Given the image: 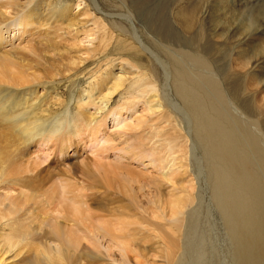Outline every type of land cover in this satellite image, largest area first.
Wrapping results in <instances>:
<instances>
[{
	"label": "rangeland",
	"instance_id": "374dc122",
	"mask_svg": "<svg viewBox=\"0 0 264 264\" xmlns=\"http://www.w3.org/2000/svg\"><path fill=\"white\" fill-rule=\"evenodd\" d=\"M56 1L59 2L57 6L60 7L67 5L70 6L73 9L72 13L77 12L78 9L76 8L77 4L82 3L81 5H84V7L86 5L88 7V12L86 14L88 16H86L87 18H85V15L82 14V16L79 18L81 20L85 18L86 20H83L81 22L77 21L78 24L76 23L72 29L65 27L66 25L64 23H60V24L55 23L53 25V22L52 23L50 22L49 24H44L45 28L41 27L35 30L34 31L35 34H33L34 37L33 36L30 37L29 38L30 40H28V38L22 39L23 44L21 46L27 47V48L24 47L23 50V51L26 50L27 52V53L25 52L26 54L30 55L31 53L30 51H32L30 50L31 47L30 43L34 39L36 41H40V43L41 41L49 42L46 45V50L48 51L47 53H49V57H53L51 58V60L45 59L43 62L44 64L43 63L42 64H43V68H45L43 76L46 77V79H48L46 82L50 81L49 77H51V75L52 76L55 75L56 81L53 82L55 83V85L53 87L50 85L39 86L38 89L39 91L36 92L34 99L39 100L40 98L43 97L39 101H41L42 104L45 105L46 109L48 110V115L50 117L51 116L53 117V115L54 116L57 115V117L61 116L66 111H68L71 115H73L75 113L74 102H76L82 95L85 94V90L89 89L88 87L92 88V86H94V84H96L101 77L109 75V72L117 74V73H122L124 70L125 73H127L130 76V78H128L129 76L126 74V76H128L127 77L128 82H132L130 83L131 84L130 93H129L130 96H128L126 99L128 100L129 98L130 102L134 103L133 108L137 107L135 108L137 112L134 113L135 116L133 115V120L139 118L142 119L143 122L142 121L139 122V124L142 122V124L139 126V129H137L138 123H133V124L131 123V125H133L135 128L137 127L136 128L137 130L134 129L133 132V129L129 127L128 129L130 131H128V129H125L126 132L125 130L121 131V133H125V135L121 134V137L124 136L123 139L120 140L119 138L121 137L116 136V138L115 139L113 138V140L114 143L118 142V145H116L117 143L115 144L111 143L113 142L111 140V142L108 144V147L111 148L110 149L111 151H116V149L117 150L123 148L125 149L126 146L125 141L127 142L129 140L128 141L129 143L131 140H133L131 141V144L134 143L133 146L134 148H136L135 151L138 152L137 149H139V152L140 151H141L140 153L143 152L144 156L148 155L147 153H145L148 152L149 153L148 156L150 155L154 156L153 159L155 160L156 164H158L159 166L157 165L156 169L149 168L148 170H145L143 168L141 169L140 167H138L136 163H133L131 161L127 162L126 160L128 164L126 162L125 163L120 162L123 164V165L119 164V166L122 167L123 171L125 170V167H129V168H131L132 166L134 167V168L132 167L133 169H129V168L126 169L127 170L126 173H128L129 176H133L132 186L134 187V192L136 195L135 200H137L140 203V206H136L133 202L135 200H132L129 197L118 192H115L114 196L108 194L107 197L110 196L109 197L110 199L108 198V200L105 199L106 198L105 194L104 195L100 193L95 194L94 192L93 193L87 192V194H85L84 191L89 190L91 188V182L87 179V177H84L82 175V167L78 165L80 161L76 160V158L66 159L65 162L63 160H62L63 162H60L51 157L49 159L51 160V162L50 161L44 162L45 165H43L44 164L43 162H40L41 164L39 165L42 167L41 168L40 166L37 167L38 164L36 165V167L30 166L31 165L30 159H28L30 163V164L28 163L29 166L27 165V163L25 164L23 161L24 158L26 157L30 158V155L24 154L22 158L23 160L20 158L19 162L24 163V164L21 163L23 167L27 165V167L25 166L27 169L21 167L22 165L21 166L18 165L20 163L17 164L18 160H16L14 162V168H13L14 174L12 179L13 180L16 179L14 183L17 182L18 180L19 186L24 185L22 186L24 188L20 187L22 190L28 192V194L30 192L31 198L29 197L28 201L29 200L33 201L35 195L39 197V199L36 198L38 201L34 199L33 202L29 201L31 204L27 203L29 207L32 209V212L35 214L36 208L38 210L40 209L39 211L42 210V205H40L41 203L40 200L41 198L43 199V197L45 198V195L48 194V193L45 194L46 192L45 190L47 186L51 185V184L48 185V182L49 183L51 181L55 182L56 179L58 182L59 178H62L61 180L65 179L69 182H73L70 183L71 185L73 184L72 186L71 185L70 186L74 190L77 191L80 190L78 188L77 189L74 188L75 183L77 187L83 185L81 187L82 188L81 191L84 192L86 196L84 194L80 195V197L82 198L81 200L83 201L86 200V202L89 204L88 206H91L90 204L93 202L92 206L89 208H95V215L98 214L99 216L102 215L106 217H108L109 215H112L113 217L116 216L119 219V222L125 223V225L123 226L124 232L122 233V235H124L127 240L131 241V244H133L131 246L138 247L136 248L138 249L137 257L139 256L137 258L138 260L137 264H239L237 260L245 261L244 256H249L252 260H247L243 264H264V175H263L264 173L263 170L264 169L263 166L264 165L263 164L264 162V0H243V1L242 0H61V1L56 0ZM224 5H225L224 7L225 11L222 8V6ZM231 5H233V7H231ZM82 7L80 8V10L82 9ZM216 9L219 12H217ZM189 11H192V13L193 12L196 13L195 17L197 16V20L196 23H194L190 28L186 29L183 26L181 15L183 13H188ZM89 15L92 17H90ZM223 15L225 16L223 17ZM79 18L77 19L80 20ZM77 19H74L73 21ZM226 20H230V21H226ZM220 22L223 23L221 24ZM248 23H251V27H252L251 29H248L247 27ZM46 25H50V26L46 27ZM225 25L226 27H224ZM83 28L85 29V31ZM41 29H43L44 31ZM74 29L77 30V33L74 32ZM39 30L40 32H38ZM228 30L230 32H228ZM89 31H91V33ZM221 31H222V35L224 32L225 34L224 36L227 38L223 39L218 37L217 34H221L220 33ZM226 31L228 32V34ZM238 31H240L241 35L239 36L236 35L235 37L231 36L234 35L235 32L238 33ZM73 32L77 35L73 34ZM79 33L82 34V37ZM86 34H88L87 39H85ZM229 34L231 38H229ZM38 35L39 36L43 35V36L41 38ZM214 35L216 36L213 37ZM247 38L250 41L252 40L254 42H251L250 44L247 43V45H243L242 43L249 41L247 40ZM163 39L166 40L169 44H167ZM80 40H91L92 42H94L89 47L91 51L89 50L88 51L89 53L85 52L86 55L82 54L83 52H77L76 46L79 45ZM26 41L27 42L30 41V43L26 44L27 43ZM33 43L32 45H34ZM240 43L242 45H240ZM35 46L36 45H34L33 47L35 48ZM85 46L88 45L85 43ZM38 50L40 51V49ZM34 52L32 51L34 55L38 53L36 52V50ZM79 54L82 55L83 59L87 56L88 57L85 58L84 63L80 65L81 67L78 66L77 69L75 67L79 60H76V58L80 56ZM67 56L70 58L72 57L71 59L70 58L69 59L73 61L67 59L68 58ZM42 58L43 55L41 57V60ZM195 58H203L208 64L207 66L209 68H207V66L204 65L203 66L197 65L198 62H196ZM75 60L76 63H74ZM66 62L69 64V66L67 65ZM73 64L76 65L73 67ZM64 66L67 67L68 69L67 68L65 69ZM132 66H134V69L136 70L134 73L132 72L134 71ZM130 67H132V70ZM204 67H206V69L210 71L205 70ZM142 68L144 70H142ZM139 69L141 70V72ZM174 69H176L181 75ZM66 70L67 71L71 70L69 71L70 74L73 71L72 72V74H74L72 78L73 80L64 79L65 73H69L66 72ZM143 71L147 72L146 75L144 74ZM175 72L178 75H175ZM207 72L209 73L208 75H206ZM132 73L136 75L134 76ZM149 73H151V76L149 75ZM80 74L82 76H80ZM138 74H140L141 76H139ZM181 76L182 78L180 79L177 78ZM144 77L148 78V80L146 79L148 82L146 80H140L143 79ZM202 77L204 79H202ZM189 78H191V82H189L190 81ZM194 78L195 80H193ZM135 79L140 81L139 84L141 86L144 85L146 89H147L146 85L149 83L152 84L153 86L156 85V87L158 84L157 88L154 87L156 91L155 93L158 94V95L156 94L158 97L157 100L159 101V103L162 104L163 108L162 106L161 108H159V110L156 112L157 115L156 113L154 115H151L150 111L146 109L148 107L147 105L148 101L149 102L151 101V97H149L150 94L147 91L148 89L147 90L145 89L146 91L145 93H147L146 95L148 97H146L145 93L144 95L142 94V96L140 93H138L139 92L138 89L139 88L141 89V86L138 87L135 86V91H134V85L138 84V82L135 83L137 81ZM149 79L151 80L149 81ZM185 80L186 81L189 80L188 82H186L188 84L187 87L191 86V88H193L194 90L191 91L192 93H194L193 94L194 96L192 97L193 98L196 97V99H198L200 103L202 101L201 104L205 102L204 105L200 104L203 111H200L198 108L195 110V107H192L191 105L192 103L190 104L192 98H188L190 99L189 101L188 99H186L187 97H191L190 95H192V93L190 91H189L190 95L187 94L188 92L184 93V89L186 88L184 85H187L184 82ZM145 81L146 83H144ZM209 81L210 84H212L213 86L210 85L209 87ZM191 83H195V84H191ZM214 86H216V88L214 89L215 90L218 89L219 92L218 91L215 92L214 89H212ZM204 87H206V90H209L208 92L210 95L206 94L208 92L205 91ZM159 89L160 92H157ZM217 92L220 93L221 95H219ZM155 93H151V95L155 96ZM162 93H164V95H162ZM134 94L136 96H134ZM161 95H162L161 99L163 102H160L161 99H159L160 98L159 96ZM47 96L48 98L49 97L50 98L46 99ZM163 96L165 98H163ZM137 97L140 98V101H138ZM155 97L154 99H156ZM126 99H124L125 101L124 100L118 101L119 95H117L112 101L111 106L115 107V105L116 106L121 105L122 103L126 102ZM141 99H143L144 102ZM147 99L148 101H146ZM188 102L189 105H187ZM95 103H96L95 105H98L97 101ZM163 103L164 105L166 104L165 106L166 108H164ZM208 104H210V106ZM93 105H89L90 107L88 106L87 109H85L84 111V116L86 121L88 120V115L90 116L94 115L98 118L99 114L95 115V113H97L98 111H96L95 106ZM190 107L192 111L190 110ZM233 107L234 109H232ZM236 109L238 110L237 113L239 112L238 114L236 113ZM197 110L201 113L202 116H205L204 117L205 119H210L212 122H216L218 124V134L221 132L226 134L230 139V144L233 146L232 143H234L233 148L235 150V153L238 152L235 156L238 155L240 161L241 162L243 161L242 164L244 163V167L245 164L247 163V166L243 169V173L248 172V174L244 173L245 175L244 177L246 178V176L249 175L250 180L246 178V181L249 184V182L252 180L250 183L252 184L253 182L252 186L255 189L252 186H250L251 184H249L250 188L252 187L253 189L251 188L250 190H248L246 188V190H248L246 192V196L250 193V191L251 194L252 192L255 193L254 195L252 194L254 197V200H252V202L254 203L253 207L259 213V216L262 215L261 217H259L258 220L254 219L256 217L255 216L256 212H255L252 213L254 217L251 214H249L252 217L251 219H249V221L252 220L251 223L249 222L243 223L244 225L242 223L240 225L235 224L233 221V217L238 216L239 212H240L239 216H243L248 212V210L250 211L251 209V211H253V209L251 208L252 206L247 210L246 213L242 210V211H237L238 213L235 212L237 213L236 215L234 213V209L233 210L230 209L227 212L226 208L224 207V204H222L224 201H226L230 207V205L234 206L235 204H238L239 202H241V200L235 194L234 195L236 196V198L235 196L231 197L232 195L231 192L232 191L234 192L235 189L234 185L236 184V182H233L232 184V187L234 188L229 190V188L226 186L227 189H224V192H226L227 190V194L230 192L229 199H226L227 194L225 195L220 188L218 189V187L220 186L219 178H218L219 176L214 175L215 173L212 174V171L214 172L215 169H217V171L219 170L221 171V169L217 168L218 164L216 165L217 163L216 160L211 156L210 150L208 151V144L207 141L205 140L204 135H202L203 132L201 130V126L199 130L196 129L198 127H195V125L196 126L199 125L197 124V122L199 123L197 117H200L197 113ZM214 110L217 112L218 118L220 119L216 117L217 115H215L216 112ZM85 112L87 115H85ZM167 113L169 118H166ZM38 115L44 116L43 118H45V114L44 113L42 114V112L40 113L38 112ZM43 118L40 117L41 120ZM172 122L173 124L176 123L175 126L177 124L180 125V127L179 125H177L178 126L177 130L180 128L182 129V130L180 129L182 132L178 130L181 135L180 134L179 136L177 135L178 131H176V127L174 125L171 126ZM125 126H129V124L126 123ZM173 128L175 129L172 130ZM199 131L202 133H200ZM199 134H201V136ZM231 139L233 141H231ZM122 141L125 144H123ZM254 142L255 143L258 142V143H256V146L254 144L253 147H250L251 145H253L252 143ZM27 144L30 147L31 143L30 144L27 143ZM27 144L23 143L22 145L28 146ZM182 145H185V147L183 146L184 147L183 152L186 153L188 151L186 153L187 154L186 157L184 156V153H182L181 150L182 148L180 147ZM243 145L246 147H244ZM112 146L116 149L112 148ZM150 148L155 152L146 151L148 149L150 150ZM179 148H181L180 149L181 152H179L180 151ZM236 148L240 149V153L238 150L236 151ZM31 150L32 148L30 147V151ZM53 150L56 149L53 148ZM242 150H244V153ZM151 152H153L154 155H152ZM182 158L186 159L187 161L183 159L184 161L181 162ZM209 158H212L211 160H213V163L212 161H210ZM245 158H247L249 161L246 160ZM26 160L25 162H27ZM258 161L259 163L262 164L259 165ZM72 162L74 165L72 164ZM210 162L212 163V165ZM15 163L17 164L18 167H16ZM55 163L57 164L56 169H55ZM62 164L63 166L65 165L66 167L65 169L63 166H61ZM213 164H215V167ZM184 165L187 168L188 172L183 175V172L186 171V170H181V169H186L184 168ZM248 165L251 166L252 168L249 167ZM256 165L257 167H255ZM28 167H31L29 169L32 168L34 169V170L33 169L29 170L31 174L27 172ZM59 167H61L60 168L61 170L59 169ZM158 167L160 168L162 167L165 172L168 170L169 171L165 173L162 170H160V168ZM212 167H214V169H212ZM16 168L19 170L22 169L21 173L24 169L27 170L26 173H28V175L26 173L24 174L25 170L21 175V173H19L20 171L19 170L17 171ZM62 169H64L63 172L65 171V174L61 172ZM71 169H73L74 172ZM176 169L180 171V172L178 171L179 174L181 173L180 176L178 175L179 177H177L178 173H176L177 171ZM155 170L157 173L155 172ZM159 170H160V174L158 173ZM248 170L251 171L249 172ZM68 171H70V173L72 174L67 173ZM172 171L175 172L174 174L176 175V177H174L175 175L172 176L173 175ZM33 172L35 175H33ZM37 172L39 177L36 175ZM45 172H46V176L44 175ZM169 172H171L170 176L172 177L174 184L176 183L178 185L179 183V185L175 189L176 190L175 192L170 191V189L172 190L170 186H168L167 188L165 187L166 185L173 183V182L168 183L170 177H168L167 174ZM161 174L164 175V176L162 175L164 178L168 177L169 179L168 178L164 179L163 177H161ZM217 174L219 175V172H217ZM254 174L256 176H254ZM14 175L18 177L15 178ZM25 175L27 177L31 176L33 179L31 178L30 180L29 178H26ZM59 175L60 176L66 175V178H63L62 176L60 177ZM67 175L73 176V179L67 177ZM185 175L187 176V179H190L189 181L186 179ZM50 176L53 178L52 180L49 178L48 180L47 178L45 179V177H50ZM182 176L185 178V182L191 181V184L193 185L194 203L192 204V206H186V208L184 209L183 215L179 217L182 220L183 225L182 224L180 225L181 228L180 231L178 230L179 233L177 235L174 233L175 235H173V232L175 231L174 230L175 227H173V225L171 224V222H173V219H171L170 216V210H171L170 206L173 202L178 200L179 196L181 195L178 193L181 190L180 184L185 183L183 182L184 178H182ZM19 177L24 179L20 180ZM158 177L159 179L162 178V180L164 181L161 182L162 180L161 179L159 180ZM38 178L40 179L39 181H41V183L38 181ZM42 178H44L43 181ZM25 179L27 180L29 179L28 181H30L31 183L28 182L27 180H26L27 182L26 181L24 182ZM32 180H35L36 182ZM166 180H168L167 183ZM229 181L226 182L228 184L229 183L231 184L232 182ZM236 181L239 182L238 177ZM25 183H29V184H25ZM41 184L43 186L42 188H40ZM29 185L31 188L28 187ZM19 186L18 184L17 186L15 185L16 188L14 189H18ZM83 187L85 188V190L83 189ZM29 189L30 190L41 189V194H39L40 192L39 191L38 192L39 196H38L37 194H35V190L29 191ZM81 191L80 194H82ZM93 196H95L94 197L95 201H93ZM86 197L91 200L87 199ZM100 197L103 199L102 201ZM83 198L86 199L84 200ZM156 199H159L160 205L163 208L162 210L156 208V206L154 205ZM35 201H37L36 203L38 207L35 205L36 204L34 203ZM228 201L230 204L228 203ZM221 206L223 207L221 208ZM98 207L101 209L97 210ZM138 207H140V209ZM3 209L4 207L1 206L0 213L1 210ZM110 209H112L110 211L111 213L109 212ZM231 212H232L231 215L232 217L228 215L231 214ZM256 215L258 214L256 213ZM229 217H231L230 220ZM230 221L233 223L232 226ZM236 225L238 226V228H236ZM232 227H234L233 230L235 228L236 230L240 228L238 231L240 235L243 237L242 240L244 242V245L240 241L236 240L235 236H233L234 235L233 232L232 233L230 232L232 230L230 228ZM172 230L174 231L171 232ZM21 232L24 234L27 233L26 229L24 230L22 227H18L17 230L16 229L12 230L10 233H14V236L16 238H19L20 236L24 235ZM30 232L32 236L38 233V231H30ZM7 233L8 231L4 232L0 230V239H1L0 241H2L0 242V249L3 247L4 243H6L4 236ZM254 234L255 236L256 234H258L259 236H261V238L259 240L253 239ZM173 236H174V240H173ZM176 236L178 238H175ZM241 236L239 239H241ZM174 244L177 246V248L171 247L174 246Z\"/></svg>",
	"mask_w": 264,
	"mask_h": 264
},
{
	"label": "bare ground",
	"instance_id": "6f19581e",
	"mask_svg": "<svg viewBox=\"0 0 264 264\" xmlns=\"http://www.w3.org/2000/svg\"><path fill=\"white\" fill-rule=\"evenodd\" d=\"M58 3L59 2L56 0H0V207L1 206L4 207V209L1 210V213H0V230L4 231V232L8 231V233L5 234V236H4L6 243H4L3 247L0 249V264H137V261H138L137 258L139 256L137 257L138 249H136V248H138V247L131 246V245H133V244H131V241L127 240L125 238V236L122 235V233L124 232L123 226L125 225V223L119 222V219L116 216L113 217L112 215H109L108 217H106V216H102V215L99 216L98 214L95 215V208H89L92 206L93 202L89 201L92 203L90 204L91 206H88L89 204L85 200L87 197L83 198L85 201L81 200L82 198L80 197V195H83L84 192H85V194H87V192H91V193L94 192L95 194L96 193H100L102 195L105 194V197H106L105 199L108 200V198L110 197V196L107 197L108 194H111V196H114L115 192H118V193H121V194L129 197L132 200H135L136 195L134 192V187L132 186V184H133L132 177L133 176H129V174L126 173L127 172L126 169H128L129 167H125V170H124L125 172H124L122 170V167L119 166V164H122L123 162L125 163L127 160V162L131 161L133 163H136L138 165V167H140L141 169L143 168L145 170H148L149 168H155L156 169V166L158 165V164H156L155 160L153 159L154 156H151V155H150L151 157L148 156L149 155L148 152H145L148 154L145 156L143 155V152L142 153H140L141 151L139 152V149H137L138 152H136L135 151L136 148H134V146H133L134 143L132 142L133 144H131V141H133V140H131L129 143H128L129 140L127 142L125 141L126 144L122 141V143L126 145V146L124 145L125 149L123 148V149L117 150L116 148H114L112 146V148L116 149V151H111L110 150L111 148L108 147V144L111 142V140L113 141L111 143H113V144L117 143L116 145H118V142L114 143L113 138L115 139L116 136L121 137V134L125 135V133H121V131H124L125 129H128L130 127L131 129H133V132H134V129H136L137 127L135 128L133 125H131V123L132 124L138 123L137 129H139V126L143 122L142 119H139V118H136L135 120H133V115L135 112H137L135 108H137V107L133 108L134 103H131L129 98H128V100L126 99L128 96H130L129 95L130 88H131L130 83H132V82H128V78H130V76L127 73H125L124 70L122 73L116 72L117 74H115V73L109 72V75H107V76H104V77L100 76L101 78L97 81L96 84H94V86H92V88L88 87L89 89L85 90V94L82 95L79 99L77 98L78 99V100L76 99L77 101L75 100L76 101V102H74L75 103V113L73 115H71L68 111H66L61 116L57 117V115H55V116L53 115V117L52 116L50 117L48 115V110L46 109L45 105H43L42 102L39 101L43 97L40 98L39 100L34 99L36 92L39 91L38 90L39 86L50 85L53 87L55 85V83H53V82L56 80H55V75H53V76L51 75V77H49L50 81L46 82L48 79H46V77L43 76L44 69H45V68H43L44 60L45 59L51 60V58H53V57H49V53H47L48 51L46 50V45L49 42L41 41V43H40V41H36L33 38L32 39L34 41L32 40L31 43H30V41L29 42H27V41L30 40L29 38L32 37L33 34H35L34 33L35 30H37L38 28H41V27L45 28L44 24H49L50 22L51 23L53 22V25L55 23H58V24L64 23L66 25L65 27L72 29L76 23L78 24L77 21L81 22L83 20H86L85 18H87L86 16H88V15H86L88 12V7L86 5L84 7V5H81L82 3L77 4L76 8H78V9H77V12H75V13H72L73 9L70 6L67 5V6L60 7V6H57ZM81 7H82V9L80 10ZM224 7H225V5L222 6L223 9H224ZM229 7H230V5H229ZM231 7H233V5H231ZM234 7H235V5H234ZM216 8H218V7H216ZM224 11H225V9H224ZM217 12H219V11L217 10ZM82 14L85 15L84 19L82 17L83 20H81L79 18L82 16ZM195 14H196L195 12L192 13V11H189L188 13H183L181 15L182 21H183V26L186 29L190 28L194 23H196L197 16L195 17ZM221 14H223V13H221ZM214 16H215V14H214ZM224 16L225 15H223V17ZM90 17H92V16H90ZM93 17H94V15H93ZM77 18H79L80 20H78ZM74 19H77V20L73 21ZM223 19H225V18H223ZM220 21H222V20H220ZM223 21H225V20H223ZM226 21H230V20H226ZM226 25L224 27H226ZM228 25H229V23H228ZM47 26L49 27L50 25H46V27ZM81 26H83V25H81ZM247 27H248V29H251L252 28L251 23H248ZM227 28H228V26H227ZM41 30H43V29H41ZM84 31H85V29H84ZM98 31H99V29H98ZM223 31H224V29H223ZM38 32H40V30ZM74 32L77 33V30L74 29ZM74 32H73V34H75ZM89 32L91 33V31H89ZM228 32H230V31L228 30ZM228 32H227V34H228ZM220 33L221 34H217L219 38H223V39L227 38L224 36L225 35L224 32H223V35H222V31ZM79 34L82 37V34L81 33H79ZM75 35H77V34H75ZM87 35L88 34H86L85 39L88 38ZM236 35H238V36L241 35L240 31H238V33L235 32L234 35H231V36L235 37ZM42 36H39V37L42 38ZM215 36L216 35H214L213 37H215ZM23 38L24 39L28 38V40L26 41L27 42L26 44H29V43L31 44L30 50H32L33 52L36 50V52H38L36 55H34L35 52L32 53V51H30L31 52L30 55L26 54L27 53L26 50L23 51L24 47H26V46H24V47L21 46L23 44L22 43ZM229 38H231L230 34H229ZM254 38H256V37H254ZM247 40H249V39L247 38ZM164 41L167 44H169L166 40H164ZM33 42H35V43H33ZM251 42H254V41L249 40L248 42H244L242 44L247 45V43L250 44ZM32 43L34 45H36L35 48L33 47L34 45H32ZM85 43L88 46H85ZM93 43L94 42H92L91 40H80L79 45L76 46L77 52H83L82 54H85V52L87 53L90 50L89 47ZM242 44L240 43V45H242ZM38 49H40V51ZM68 53H70V52H68ZM54 54H56V53H54ZM32 55H34V56H32ZM42 55H43V58L41 60ZM190 56H192V55H190ZM54 57H56V56H54ZM87 57H85V58H87ZM69 58L70 57H68L67 59H69ZM85 58L83 59L82 55L78 56V58H76V60H79V61H78L77 65L75 64L76 65L75 68H77L78 66L81 67L80 65L84 63ZM76 60L74 61V63H76ZM177 60H178V58H177ZM183 60H185V59H183ZM195 60H196V62H198L197 65H200V66H203V65L207 66L208 65L203 58H195ZM70 61H73V60H70ZM52 62H53V59H52ZM67 65L69 66L68 63H67ZM75 65L73 64V67ZM163 66H164V64H163ZM185 66H187V65H185ZM132 67L134 70L132 72L134 73L136 70L134 69V66H132ZM132 67H130L131 70H132ZM66 68L67 67H65V69ZM70 68H71V66H70ZM124 68H126V67H124ZM204 68H205V70L210 71V70L206 69V67H204ZM207 68H209V67L207 66ZM72 70H73V68H72ZM142 70H144V69L142 68ZM174 70H176V69H174ZM69 71H71V70H68V71L66 70V72H69ZM77 71H79V70H77ZM72 72H71V74H70V72L65 73L64 79L65 80L72 79L74 76V74H72ZM140 72H141V70H140ZM146 73L147 72H144L145 75H146ZM126 74L129 77L126 76ZM208 74L209 73L207 72L206 75H208ZM138 75L141 76L140 74H138ZM149 75L151 76V73H149ZM175 75H178V74H176V72H175ZM80 76H82V75L80 74ZM144 78L140 79V80H146V79L148 80V78H145V79ZM177 78L180 79V78H182V76L177 77ZM202 79H204V78L202 77ZM93 80H94V78H93ZM135 80H137V79H135ZM150 80L151 79H149V81ZM189 80L188 81L191 82V78H189ZM193 80H195V78ZM146 81L144 83H146ZM188 81L185 80L184 82L186 83ZM137 82L139 84L140 81L137 80L135 83H137ZM156 82H157V80H156ZM138 84L137 85L133 84L134 85V91H135V86H137V87L141 86L140 84L139 85ZM191 84H195V83H191ZM180 85H181V83H180ZM210 85H212V84H210V81H209V87H210ZM146 86H147L148 90L144 87V85L141 86V89L137 88L139 90L138 93H140L142 96V94L144 95V93L146 92L145 89L148 91V93L150 94L149 97H151V101L149 102L148 99L146 100V101H148V103H147L148 107L146 109H148L150 111L151 115H154L159 110V108H161V106H162V104L159 103V101L157 100L158 94L155 93L156 92L155 88L158 87V84H157V87H156V85L153 86L150 83L147 84ZM184 86L186 87L184 89V93L188 92L187 94H189V91L191 92L193 90V88H191V86L187 87L188 84L184 85ZM178 88H179V85H178ZM204 88H205V91H207V92L209 91V90H206V87H204ZM214 88H216V86H214L212 89H214ZM45 91H46V89H45ZM214 91L219 92L218 89L217 90L214 89ZM42 92H44V91H42ZM157 92H160V89ZM151 93H155L156 97L151 95ZM82 94H83V92H82ZM146 94L147 93H145V95ZM193 94L194 93H192V95L189 94L191 97H187L186 99L192 98L191 99L192 101L190 102V104L192 103L191 104L192 107H195V110L198 108L200 111H203L202 107L200 106L202 101L200 103L198 101V99H196V97L193 98L192 97V96H194ZM206 94H209V92ZM218 94L221 95L220 93H218ZM46 95H47V93H46ZM117 95H119L118 101H122V100L126 99V102H124L122 104L120 103L121 105H118V106L115 105V107H113V106H111L112 101L114 100V98ZM162 95H164V93H162ZM162 95L159 96L160 97L159 99H161ZM134 96H136V95L134 94ZM146 97H148V96L146 95ZM154 97L156 99H154ZM184 97H185V95H184ZM49 98L47 96L46 99H49ZM163 98H165V97L163 96ZM223 99H226V98H223ZM141 100L143 101V99H141ZM189 100L190 99H188V101ZM51 101H52V99H51ZM96 101H97L98 105H95ZM138 101H140V98H138ZM160 102H163L162 99L160 100ZM164 103H163V105H164ZM204 103L205 102H203V104H201V105H204ZM89 105L95 106L96 111H98L97 113H95V115L96 114H99V115H98V118L94 115H91V116L88 115V120L86 121L85 116H84V111H85V109H87V107ZM187 105H189V102ZM208 105L210 106V104H208ZM165 106H166V104L164 105V108H166ZM205 107H206V105H205ZM162 108H163V106H162ZM232 109H234V107ZM190 110L192 111L191 107H190ZM221 111H223V110H221ZM237 111L238 110L236 109V113H237ZM38 112L39 113L42 112V114L44 113L45 118H43L44 116H39ZM215 112H214V114H215ZM197 113L200 116V117H197L199 123L196 121L197 124H199V125L198 126H196L195 124L194 125H195V127H198V128H196L198 130L200 129V126H201V130L203 133L200 131L199 132L202 133V135H204L205 140L207 141L208 151L210 150L211 156L217 162L216 165L218 164V167L217 166L216 167L221 169V171L219 169H218L219 171H217V169H215V171L219 172V175L217 174V172L212 171V174L215 173L214 175L219 176L218 178H219V185L220 186L218 187V189L220 188L224 192V189H227V187H228L230 190V189L234 188V187H232L233 182H236V184L234 185L235 186L234 192L231 190L233 192V193L231 192V194H232L231 197H234L236 195L241 200V202H239L238 204H235V201H234L235 205L234 206L230 205V207L227 204V202L224 200H223L224 202L222 204H224V207L226 208L227 212L230 209H232V210L234 209V213L237 211H242V210L246 213L247 210L252 206L251 208L253 209V211H251V209H250V211L248 210V212H249V213L247 212L248 214L246 213L243 215L242 214L243 212H242L241 214L243 216H239L240 212L239 213L237 212L238 216L233 217V221L235 224L240 225L241 223L242 224L247 223V222L251 223L252 220L249 221V219L252 218L251 215L254 217V215L252 213H255V212L258 215H256V213H255L256 217L254 219L258 220L259 217H261L262 215L259 216V213L253 207L254 203L252 202V200H254L253 195L255 193L252 192V194H253L252 195L251 191H250V193L248 192L249 196L248 195H247L248 197L246 196V192L253 187L252 186L253 182H252V184L250 183L252 180L249 182V184H251L250 186H252L251 188H250L248 182L246 181V178H248L250 180L249 175H247L248 177L246 176V178L244 177L245 172L243 173V169L247 166V163L245 164V167H244V163L242 164L243 161L242 162L240 161L238 155L235 156L238 152L235 153V150L233 148L234 143H232L233 146L230 144L229 137L226 134H224L223 132L218 134V124L216 122H212L210 119H205L204 118L205 116H202L198 110H197ZM85 115H87L86 112H85ZM156 115H157V113H156ZM215 115H217V112ZM166 116H167L166 118H169L168 113L166 114ZM40 117H42L43 119L41 120ZM216 117L218 118V115ZM140 118H142V117H140ZM218 119H220V118H218ZM128 121H129V123H128ZM140 121H142V122L139 124ZM168 121H170V120H168ZM126 123L129 124V126H125ZM193 123H195V122H193ZM200 123H201V125H200ZM175 124H173V122H172L171 126H173V125L175 126ZM177 125H179V124H177ZM177 125L175 126L176 131L181 129L180 128L177 130V128H178ZM179 127H180V125H179ZM223 128H224V126H223ZM174 129L175 128H173L172 130H174ZM181 130H180V132H182ZM128 131H130V130L128 129ZM125 132H126V130H125ZM177 133H178L177 135L179 136V134H180L179 131ZM199 135L201 136V134H199ZM123 137L124 136H122L119 139L121 140V139H123ZM124 140H126V139H124ZM231 141H233V140L231 139ZM23 143H26V144L31 143L30 147L32 148V150L30 151V147L28 144H27L28 146H23L22 145ZM204 143H205V141H204ZM256 143H258V142H256ZM256 143L254 142V143H252L253 145L250 144L251 146L250 145L249 146L253 147L254 144L256 146ZM241 144H243V143H241ZM183 146L185 147V145H182V146H180L182 149L179 148V150L181 149L182 153H184V156L186 157V155H187L186 153L188 151L186 153L183 152L184 151ZM257 146H258V144H257ZM244 147H246V146H244ZM53 148L56 150H53ZM181 150L179 152H181ZM237 150L240 153V149L236 148V151ZM146 151L150 152L153 150L150 148V150L148 149ZM242 151L244 153V150H242ZM153 152H155V151H153ZM153 152H151L152 155H154ZM24 154L30 155V158L26 157L27 160H26V158H24V160H23L22 158H23ZM210 154H209V156H210ZM51 157L55 160L60 161V162H63V161L65 162L66 159H73V158H76V160H79L80 162L78 165L80 167H82V175L84 177H87V179L91 182V188L89 190L82 192L81 187L83 185L82 186L80 185V187H77L76 183L74 182L76 185V187L74 185V188L80 189L79 191H77V190H74L71 188V186L73 184L71 185L70 183H73V182H69L65 179L61 180L62 178L58 177L59 180H61V181L58 180V182H57V179H56L55 182H53V181H51L50 183L48 182V185L51 184L50 186H47V188L45 190L46 191L45 194L46 193H48V194L45 195V198L43 197V199L41 198V200H40L42 203V204L40 203V205H42V210L39 211L40 209L38 210L35 207L37 210L34 208L35 212H36L34 214L32 212V209L27 204V203H30L29 201H32V200L28 201V198L30 197V192L28 194V192H25L24 190H22L20 187H22L24 185L19 186L18 180H17V182L14 183V181L16 179L15 180L12 179L13 174H14L13 173L14 162L16 160H18L17 164L20 163L18 165L21 166L22 165L21 163H23V162H19L20 161L19 159L21 158L24 161V163L25 164L27 163V165H28V163H29L28 159H30V161H31L30 166L36 167V165L38 164L37 167H39L40 166L39 164H41L40 162H43V163L47 162V161L51 162V160H49ZM247 158H245V159L248 160L249 158L248 159ZM183 159L184 158H182L181 162L186 160V159H184V160ZM209 159L213 163V160H211L212 158H209ZM25 160L27 162H25ZM215 160H214V162H215ZM120 162H122V163H120ZM56 163H55V169H56V165H57ZM212 163H211V165H212ZM258 163H259V161H258ZM17 164H16V167H18ZM72 164H73V162H72ZM181 164H183V163H181ZM260 164H262V163H259V165ZM263 164H264V162H263ZM27 165H25V166L27 167ZM43 165H45V163ZM185 165H184V168H186ZM213 165L215 167V164H213ZM25 166L23 167V165H22L21 167L27 169ZM61 166H63V164ZM124 166H125V164H124ZM127 166H129V165H127ZM63 167H64V169L66 168L65 165ZM132 167L129 169L134 168V167L133 168ZM209 167H210V165H209ZM214 167H212V169H214ZM249 167H251V166H249ZM255 167H257V165ZM29 168H31V167H28V171L24 169L25 172L23 170L22 173L24 172V174H25L27 171L29 174H31L29 172V170H32L33 168L32 169H29ZM60 168L61 167H59V169ZM70 168H69V170H70ZM72 168H73V166H72ZM158 168H160V167H158ZM161 168H160V170L165 172L163 170V168L162 169ZM181 168H183V167H181ZM64 169H62L61 172L65 174V171L63 172ZM178 169H180V168H178ZM178 169H176L177 170L176 173H178V171H179ZM212 169H210V170H212ZM260 169H263V168H260ZM18 170L19 169H17V171ZM21 170L22 169L19 170L20 171L19 173H21ZM71 170L73 171V169H71ZM160 170L158 171L159 174H160ZM181 170H186L185 172L182 171L183 175L188 172L187 168L181 169ZM41 171H42V169H41ZM46 171H48V170H46ZM168 171H166L165 173H167ZM34 172H33V175H35ZM155 172H156V170H155ZM22 173H21V175H22ZM28 173H26V174L28 175ZM67 173H70V171H68ZM165 173H163V174H165ZM170 173L171 172H169L167 174L168 177H170V179L168 177H165V178L169 179V181L166 180V183H167V181H168V183L173 182V179L170 176ZM172 173H173L172 176H174L175 172L172 171ZM17 174H18V172H17ZM70 174H72V173H70ZM163 174H161V177L164 176ZM245 174H248V172ZM36 175L38 176V172ZM44 175L46 176V172L44 173ZM178 175L180 176L181 173L180 174L178 173L177 177H179ZM260 175H261V173H260ZM263 175H264V173H263ZM47 176H48V173H47ZM61 176L63 178H66V175L65 176L61 175ZM187 176H186V179H187ZM254 176H256V175L254 174ZM17 177L15 176V178H17ZM33 177H35V176H33ZM67 177H70L73 179V176H71V175H67ZM174 177H176V175ZM237 177L239 178V182H237L238 180L236 181ZM26 178H29L31 180L32 177L26 176ZM46 178H47V180H48V178L51 180L53 179L51 176L45 177V179ZM182 178H184V177L182 176ZM21 179L23 180L24 178H20V180ZM43 179L44 178H42V181H43ZM158 179H159V177H158ZM160 179L162 180V178H160ZM229 179L232 182L231 184L230 183L228 184L226 182V181H229ZM26 180L27 179H25L24 182ZM39 180L40 179L38 178V181ZM170 180H172V181H170ZM187 180L189 181L190 179H187ZM32 181H35V180H32ZM163 181L164 180H162L161 182H163ZM188 181L185 182V178L183 179V182H185V183L180 184L181 190L178 192L181 195L179 196L178 200L173 202L170 206V209H171L170 210V216H171V219H173V222H171V224L173 225V227H175V229H174L175 231L174 230L171 231V232L174 231L173 235H175V234L177 235L180 231V228H181L180 225L182 224V220L179 217L183 215L184 209L186 208V206H192V204L194 203V195H193V192H194L193 189L194 188H193V185L191 184V181L190 182H188ZM7 182H8V184H7ZM28 182H30V181H28ZM39 182L41 183V181H39ZM180 182H181V180H180ZM214 182H216V181H214ZM16 183L19 186L18 189H14V188H16L15 185L17 186ZM21 184H23V183H21ZM25 184H29V183H25ZM36 184H33V185H36ZM164 185H166V184H164ZM178 185H179V183H178ZM178 185L176 183L174 184V182H173V183H170L169 185H166L165 187L167 188L168 186H170L172 188V190L170 189V191L175 192L176 191L175 189ZM28 187H30V185ZM42 187L43 186L41 184L40 188H42ZM22 188H24V187H22ZM153 188H155V187H153ZM246 188L248 190H246ZM47 189L49 192L47 191ZM83 189L85 190L84 187H83ZM31 190H33V191L35 190V194H37L38 196H39V194H41V189L40 190L39 189L38 190L31 189ZM31 190L29 189V191H31ZM80 191L82 192V194H80ZM38 192H39V194H38ZM224 194L225 195L227 194V190H226V192H224ZM250 194H251V196H250ZM95 196H97V195H95ZM95 196H93V201H95L94 200ZM236 196H235V198H236ZM256 196H258V195H256ZM40 197H41V195H40ZM88 197H90V196H88ZM102 197H104V196H102ZM36 198L39 199V197H37L35 195L34 199H36ZM229 198H230V192L226 195V199H229ZM34 199H33V201H34ZM87 199H89V198H87ZM89 200H91V199H89ZM102 200L103 199L101 198V201ZM37 201H35L34 203H36ZM237 201H239V200H237ZM237 201H236V203H237ZM133 202L136 206H140V203L137 200H135ZM228 203H229V201H228ZM38 204H39V202H38ZM250 204H252V205H250ZM33 205H32V207H33ZM35 205L38 207L37 203ZM154 205L156 206V208H158L160 210L163 209L162 206L160 205L159 199L155 200ZM232 205H233V203H232ZM222 207L223 206H221V208ZM98 208H97V210L101 209V208H99V209ZM138 208L140 209V207H138ZM111 210L112 209H110L109 212ZM237 213H235V214L237 215ZM249 214H251V215H249ZM228 215L231 216L232 212H231V214H228ZM231 217H229V220ZM118 225H119V227H118ZM232 225H233V223L231 222V226ZM18 227H22L24 230L26 229L27 233L24 234L21 232L24 235L20 236L19 238H16L14 236V233H10V232L12 230H15V229L17 230ZM233 228L234 227H232L230 229L233 230ZM236 228H238L237 225H236ZM236 228L233 231L231 230L230 232L231 233L233 232L234 233L233 236H235L236 240L240 241L244 245V242L242 240L243 237L240 235V233L238 231L240 228L237 230H236ZM30 231H38V233L36 235L32 236ZM240 236H241V239H239ZM175 238H178V237L176 236ZM260 238H261V236H259L258 234H256V236L254 234V236H253V239H255V240H259ZM173 240H174V236H173ZM0 242H2V241H0ZM171 247L177 248V246L175 244H174V246H171ZM131 254H133V255H131ZM244 260L247 261V260H252V259L249 256H244ZM237 261L239 264H243L245 262V261H241V260H237Z\"/></svg>",
	"mask_w": 264,
	"mask_h": 264
}]
</instances>
